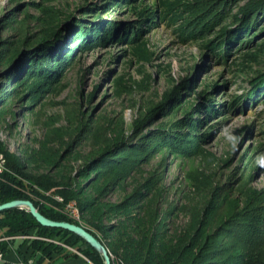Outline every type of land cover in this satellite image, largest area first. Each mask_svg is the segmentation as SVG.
I'll use <instances>...</instances> for the list:
<instances>
[{"label":"rangeland","instance_id":"obj_1","mask_svg":"<svg viewBox=\"0 0 264 264\" xmlns=\"http://www.w3.org/2000/svg\"><path fill=\"white\" fill-rule=\"evenodd\" d=\"M255 1L0 0L1 150L30 169L61 165L76 225L103 227L104 243L123 227L264 264V8L249 30L233 25ZM58 27L50 47L10 65ZM0 253L95 264L83 242L40 230L2 235Z\"/></svg>","mask_w":264,"mask_h":264},{"label":"trees","instance_id":"obj_2","mask_svg":"<svg viewBox=\"0 0 264 264\" xmlns=\"http://www.w3.org/2000/svg\"><path fill=\"white\" fill-rule=\"evenodd\" d=\"M262 8H264V0L255 1L248 5L235 17L234 28L236 26V28L242 30L252 28L254 18L258 13H261ZM219 17L220 15L210 19L207 25L213 26L220 20ZM58 28L31 44L25 42L23 45L25 51L18 50L10 65H14L16 61L25 58L26 55L29 56V53L34 54V51L29 52L34 47H39V49L50 47L64 31L62 28ZM232 30L234 29L231 26L225 29L223 33V36L227 38L225 44L230 42L228 40L231 36L234 38ZM0 153L7 158L9 168L8 172L0 176V205L18 200L30 201L48 219L74 223L62 213L48 207L51 202L55 203L54 207L56 209L58 205L66 206L77 196V190L73 187L74 178L67 174V171L55 175V171L61 165L54 166V171L51 172L48 171L51 165L48 164L47 166L36 161L34 168L30 169L29 166L27 167L20 161L12 160L1 148ZM99 159L92 161L93 163L90 162L89 165H94ZM55 196L62 198L65 203L56 202L54 200ZM85 207H80L82 213ZM92 227H85L84 225L88 232L101 241L97 236V232L102 233L103 227L99 225H93ZM31 230L59 233L64 237H70V241H81L89 247L90 254H88V258L94 261L95 264H102L100 254L83 239L65 230L43 227L27 209L16 208L0 213V237L2 235L10 237L28 234ZM112 232H118L119 239H115L114 242H101L122 264H242L245 259L241 253H236L240 254L237 256H234V254L229 255V250L220 243H162L153 234L148 235V231L144 233L142 240L137 241L138 232L135 230L130 232L128 228L126 230L122 227L113 229ZM146 238H148L147 241ZM3 264L14 263L6 261Z\"/></svg>","mask_w":264,"mask_h":264},{"label":"water","instance_id":"obj_3","mask_svg":"<svg viewBox=\"0 0 264 264\" xmlns=\"http://www.w3.org/2000/svg\"><path fill=\"white\" fill-rule=\"evenodd\" d=\"M16 208H25L27 209L31 215L37 220V222L46 228H53V229H60L65 230L68 232H71L81 239H83L88 245H90L93 249H95L98 253H100L105 261V264H111L110 257L108 250L106 247L102 244L101 241H99L95 236H93L90 232H88L85 228L72 224L70 222H57L52 221L45 216H43L38 209L34 206V204L30 201H13L6 203L4 205H0V213L6 211V210H12Z\"/></svg>","mask_w":264,"mask_h":264},{"label":"built area","instance_id":"obj_4","mask_svg":"<svg viewBox=\"0 0 264 264\" xmlns=\"http://www.w3.org/2000/svg\"><path fill=\"white\" fill-rule=\"evenodd\" d=\"M8 171H9V168H8L7 158H5V156H3L0 153V176H2L3 174H5ZM59 200L63 201L61 198H59ZM67 211H68L70 217L72 218V221L74 222V224H78L80 222L79 221L80 219H79V216L77 215L75 206L72 204H69L67 207ZM80 224H81V222H80ZM3 261H4L3 254L0 253V264L3 263ZM111 262H112V264H116L113 262L112 258H111Z\"/></svg>","mask_w":264,"mask_h":264},{"label":"bare ground","instance_id":"obj_5","mask_svg":"<svg viewBox=\"0 0 264 264\" xmlns=\"http://www.w3.org/2000/svg\"><path fill=\"white\" fill-rule=\"evenodd\" d=\"M3 155V154H2ZM4 156V155H3ZM76 209V208H75ZM76 212H77V215L79 216L80 215V212L78 209H76ZM79 219H80V216H79ZM111 258L113 260L114 263L116 264H122L115 256L111 255Z\"/></svg>","mask_w":264,"mask_h":264},{"label":"clouds","instance_id":"obj_6","mask_svg":"<svg viewBox=\"0 0 264 264\" xmlns=\"http://www.w3.org/2000/svg\"><path fill=\"white\" fill-rule=\"evenodd\" d=\"M229 141H231V143L233 144V146L235 145L236 143V138L235 137H232V136H229L228 137ZM262 164H264V159H261L260 161Z\"/></svg>","mask_w":264,"mask_h":264},{"label":"crops","instance_id":"obj_7","mask_svg":"<svg viewBox=\"0 0 264 264\" xmlns=\"http://www.w3.org/2000/svg\"><path fill=\"white\" fill-rule=\"evenodd\" d=\"M62 264H71V262L70 263H62ZM72 264H80V262L73 261Z\"/></svg>","mask_w":264,"mask_h":264}]
</instances>
